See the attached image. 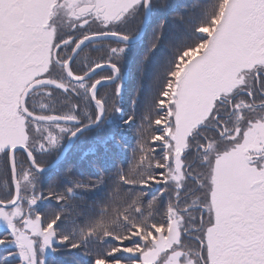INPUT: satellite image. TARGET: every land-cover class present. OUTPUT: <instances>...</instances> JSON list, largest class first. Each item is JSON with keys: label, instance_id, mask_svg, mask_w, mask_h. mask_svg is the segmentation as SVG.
<instances>
[{"label": "snow or ice", "instance_id": "snow-or-ice-1", "mask_svg": "<svg viewBox=\"0 0 264 264\" xmlns=\"http://www.w3.org/2000/svg\"><path fill=\"white\" fill-rule=\"evenodd\" d=\"M174 11L0 0V264H264V0ZM138 106V157L89 205L107 181L68 157L118 148Z\"/></svg>", "mask_w": 264, "mask_h": 264}, {"label": "trees", "instance_id": "trees-1", "mask_svg": "<svg viewBox=\"0 0 264 264\" xmlns=\"http://www.w3.org/2000/svg\"><path fill=\"white\" fill-rule=\"evenodd\" d=\"M194 2V0L186 1L182 5L174 4L175 11L169 14V21H171L174 17H178L183 14L188 7ZM180 6V7H179ZM145 44H147V40H145ZM142 50L133 54V58L138 56H142ZM164 53H160L158 55V59L162 57ZM131 87L134 89L135 84L133 83ZM106 89H101V92ZM131 95L132 92L129 91L123 97V104L125 110L128 114H131ZM142 108L137 107L136 110V122L128 127L126 131H124L123 138L119 133L116 135V140L119 142V147L113 149L108 152L106 155H102L100 158L94 156H87L81 159V155L83 151H86L88 145L91 141L97 137V133L95 131L91 133H86L83 138L84 144L81 146L82 151L77 152L75 154H70L68 160L66 162V167L74 168L77 173L78 179H83L85 181L95 182L98 179H103L107 181V185L104 188L103 192L99 194L95 193V190L89 189L88 195L85 196V201L91 205L93 199L99 201L105 195L110 194L112 187L119 182V173L121 171L126 172L128 168L135 163L136 158L138 157V144H139V132L138 127L141 123V115ZM107 131H116L114 128H109ZM102 135V134H101ZM111 147V145H110ZM89 161H95L94 163H89ZM63 174V171L57 172L56 169L50 170L49 173L46 174L45 180V191L47 190L48 185H54L58 180V177ZM59 190V189H57ZM52 203H55L54 201ZM98 210V209H97ZM3 229H0L2 231ZM0 253H2V249H0ZM75 254V255H74ZM79 255V250H60L59 255L56 257L55 264H72L74 258ZM81 264H84V261L87 260V257L80 256L79 257Z\"/></svg>", "mask_w": 264, "mask_h": 264}, {"label": "flooded vegetation", "instance_id": "flooded-vegetation-1", "mask_svg": "<svg viewBox=\"0 0 264 264\" xmlns=\"http://www.w3.org/2000/svg\"><path fill=\"white\" fill-rule=\"evenodd\" d=\"M176 1H179V0H176ZM83 55V54H82ZM93 55H95V54H93Z\"/></svg>", "mask_w": 264, "mask_h": 264}, {"label": "rangeland", "instance_id": "rangeland-1", "mask_svg": "<svg viewBox=\"0 0 264 264\" xmlns=\"http://www.w3.org/2000/svg\"><path fill=\"white\" fill-rule=\"evenodd\" d=\"M0 227H2V226H0Z\"/></svg>", "mask_w": 264, "mask_h": 264}]
</instances>
